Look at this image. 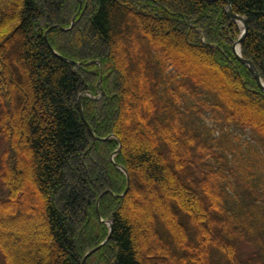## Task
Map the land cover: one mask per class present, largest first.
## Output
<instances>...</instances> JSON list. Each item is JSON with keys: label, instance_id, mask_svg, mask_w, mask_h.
<instances>
[{"label": "trees", "instance_id": "16d2710c", "mask_svg": "<svg viewBox=\"0 0 264 264\" xmlns=\"http://www.w3.org/2000/svg\"><path fill=\"white\" fill-rule=\"evenodd\" d=\"M227 2L264 83V0H0V220L41 222L19 227L41 238L17 263L0 235L2 264H81L107 221L84 264H264V93ZM145 186L167 196L138 215Z\"/></svg>", "mask_w": 264, "mask_h": 264}, {"label": "rangeland", "instance_id": "374dc122", "mask_svg": "<svg viewBox=\"0 0 264 264\" xmlns=\"http://www.w3.org/2000/svg\"><path fill=\"white\" fill-rule=\"evenodd\" d=\"M11 3L10 2V6H11ZM127 36V34L125 35ZM121 40H123V45L126 44V40L123 39V38H120ZM142 47H146V45H142ZM128 56V54H126ZM173 55L177 58V61L179 63H181L183 66H185L184 64H186L187 66L189 65H192L193 68L197 69V68H200L202 69L204 72H213V65H211L210 63H207V62H194L192 63L191 62V55L189 53L186 52V50H182V51H176L175 53H173ZM15 60V59H14ZM218 62V63H217ZM213 63H215L213 61ZM220 64H221V61H216L215 63V66L217 68V70L219 72H216L214 73V75L216 76V79H217V82L215 83V85L217 86H221L222 84H225L226 81L225 79H222V75H221V71H220ZM132 66H128L126 71H127V75H129L131 78H136V69L135 68H131ZM132 69V70H130ZM193 74H197L196 72ZM197 76V75H196ZM24 81V78L23 80ZM225 81V82H224ZM125 90L127 92H130V88L128 86L125 87ZM235 92L237 93V91L235 90ZM15 109H16V113L19 112V106L16 104L15 105ZM129 111H131L132 113L134 112V107L132 105H129ZM254 119V118H253ZM139 136H141V132H138V133H135V131L131 132V135H130V142H137L139 141V139H137ZM21 140V139H20ZM179 144L180 146H182L183 148L187 149L188 150V153L190 155L193 154V150L192 148L188 147L185 143H183L181 140H179ZM22 146V143L21 141L18 143L17 142V145H16V148L17 150H20ZM21 160L23 162H25L26 164H28L30 162V155L29 153H26L24 152L21 156ZM98 162V159L96 157H90L89 158V165H92L94 163H97ZM25 182V184L27 186H32V176L30 175V173L27 171L26 175L24 176V178H22ZM17 181V180H16ZM22 181V180H21ZM135 188H137V185H135ZM150 186H145V188H143L142 190L140 189V196H137L135 198V202L137 203L138 207L136 209V214L138 215H142L144 214L147 210V211H150L148 210L149 208L151 209L152 206L154 207V204L158 203L157 202V199L155 197V192H158V190L156 189H153V191H151V189H149ZM139 189V188H137ZM145 189V190H144ZM30 191V190H29ZM160 193V195L158 196L159 198V201L162 202L163 199L167 196L166 194V191L163 190V192H158ZM29 195H32L31 192H29ZM38 202V201H37ZM28 206L29 207H33V206H36L39 208V210L41 211L42 210V206L39 205V202H38V205H36L35 203H33L31 200H28ZM34 208V207H33ZM129 209H132L131 208V205L129 204L128 206ZM145 208V209H144ZM17 210V209H16ZM16 210L13 212L14 215L13 216H9V217H6L4 219H1L0 220V225L3 227V228H7V230H11V229H15L17 228V231H19V235H18V238L15 239L14 237V234L12 232H0V235L1 236H5V237H8L9 239L12 240V245L14 247V251H15V260H16V263H17V260L19 261V256H20V253H22V251L25 249V247H27L28 245H35V241H38L40 238H41V233H38L36 234L35 236L31 237V238H26L25 236H22V231L19 227H21L22 225H28V224H35L36 226H41V222H40V216H27V215H22V216H18L17 213H16ZM41 213V212H40ZM154 217V216H152ZM155 234V233H153ZM3 262H1V259H0V264H2Z\"/></svg>", "mask_w": 264, "mask_h": 264}, {"label": "water", "instance_id": "95a60500", "mask_svg": "<svg viewBox=\"0 0 264 264\" xmlns=\"http://www.w3.org/2000/svg\"><path fill=\"white\" fill-rule=\"evenodd\" d=\"M79 1H80V0H79ZM213 1H214V0H213ZM225 12L227 13V16H228L233 22H237V21H239V22L242 23V26H243L242 34H241L239 40H238V41L236 42V44H235V45H238V47H239V46L242 44V42H243V40H244V35H245L246 31H247V21H246L245 18H243V17H241V16H239V15H236V14H233V13H232V11H231V7H230V3H229V2H227V6H226V8H225ZM73 21H74V18L72 19L71 27H72V25H73ZM54 27H55V28H59L58 26H54ZM71 27H70V28H71ZM70 28H69V29H70ZM69 29H67V30H69ZM62 30H63V29H62ZM64 31H66V30H64ZM235 45H234V47H233V50H234L235 54H236L237 57L239 58L240 62L248 68L249 72L251 73V75L253 76V78L255 79V81L257 82L258 86H259V87L262 89V91L264 92V85H263V83H262V81H261L259 75L257 74V72H256V70H255L253 64H252L250 61H245V60H242V59H241L239 52L235 51ZM80 99H81V96H79V98H78V100H77L78 109H79V112H80V115H81L82 120L85 121V120H84V117H83V111H82V107H81ZM88 130L91 132V130H90L89 127H88ZM105 140H106V139H105ZM116 153H117V151L115 152V154H116ZM121 170H122V172H123V173L125 174V176H126V181H127V186H126V190H125V193H126L127 190H128V187H129V177H128L127 173H126L123 169H121ZM108 226H109V229H110V233H109L107 239L105 240V242H104L103 244L99 245L98 247H96L95 249L88 251V252L85 254V256H84V258H83L81 264H84L85 261H86V259H87L88 257H90L93 253H95L96 251H98V250H99V249H100V248H101V247H102V246H103V245L109 240L110 235H111V230H112V224L109 223Z\"/></svg>", "mask_w": 264, "mask_h": 264}]
</instances>
